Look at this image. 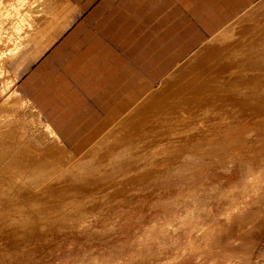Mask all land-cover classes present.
Segmentation results:
<instances>
[{"label":"bare ground","instance_id":"obj_1","mask_svg":"<svg viewBox=\"0 0 264 264\" xmlns=\"http://www.w3.org/2000/svg\"><path fill=\"white\" fill-rule=\"evenodd\" d=\"M259 3L78 160L0 132V264H264V180L253 196L245 180L264 174Z\"/></svg>","mask_w":264,"mask_h":264},{"label":"crops","instance_id":"obj_2","mask_svg":"<svg viewBox=\"0 0 264 264\" xmlns=\"http://www.w3.org/2000/svg\"><path fill=\"white\" fill-rule=\"evenodd\" d=\"M47 2L33 6L29 27L10 48L13 82L0 101H14L12 115L23 100L39 123L77 146L123 122L259 0Z\"/></svg>","mask_w":264,"mask_h":264},{"label":"rangeland","instance_id":"obj_3","mask_svg":"<svg viewBox=\"0 0 264 264\" xmlns=\"http://www.w3.org/2000/svg\"><path fill=\"white\" fill-rule=\"evenodd\" d=\"M42 2H46V4H48L47 0H0V96L4 95L5 93H8V87L9 85L13 82V79H10V77H12L14 75V73H12L13 69H14V63H11L10 62V58L8 56V53L10 51V48L15 45L14 43L17 42L18 40H21L22 37L24 36L23 34L25 33V30L29 27L31 21H32V16L30 14L31 12V9L33 8V6H37V5H41ZM260 2V3H259ZM258 5H259V8H261L262 4H264V0H261L259 1ZM44 4V5H46ZM20 5V6H19ZM261 5V6H260ZM9 13V14H8ZM242 17V16H241ZM239 17V20L237 19V23L240 21V18ZM19 19V20H18ZM242 19V18H241ZM243 20V19H242ZM21 21V22H20ZM18 22V23H17ZM232 27V25H231ZM231 27H227V31H229V29H231ZM229 28V29H228ZM8 37V38H7ZM209 42V41H208ZM207 42V43H208ZM220 42V41H219ZM218 42V43H219ZM206 43V44H207ZM8 44V45H7ZM7 47V48H6ZM15 53V52H14ZM18 62L16 63V66H17ZM11 67H13V69H10ZM12 70V71H11ZM157 90V89H156ZM155 91V90H154ZM165 92V91H164ZM168 92V91H166ZM15 93H13L14 95ZM18 96V95H17ZM4 97V96H3ZM179 98V97H177ZM184 98V97H182ZM22 100V99H21ZM1 102V101H0ZM11 102V103H10ZM13 102V104H12ZM14 105V101H12V99L10 98H7L6 100H3L1 103H0V112L1 111H4L6 110V108H9ZM18 109L19 111L17 112H12V115L7 111V115L5 114L1 119H0V132L2 131L3 132H11V135L12 137L11 138H14V139H20L19 141H21L22 139H26L25 141L29 144V145H32V146H36L39 144V148L41 147L42 150H44L45 146L47 145L46 143H50L51 141H55L54 142V148H56L57 150L63 152L64 156H66V158L68 159L69 162H72V160H75V159H80L79 157H81L82 155H84L85 153H87L88 151H90V148L92 149V147H95L96 144H99L100 140L102 141L103 140V137L118 123H109V127H107V129L104 131L103 134L95 137V138H92L90 140H88L87 142H84L82 145H77V146H67L65 145L61 139L52 131V133H50L48 131V126L45 124V123H39V118L37 116V114L33 111V109L26 103L24 102L23 100L21 101V103L18 105ZM144 106L143 104L140 105V107H138L137 109H142ZM179 108V107H178ZM181 109V107L179 108ZM202 112V111H201ZM200 112V114H201ZM130 113H135V112H130ZM129 113V114H130ZM27 120L25 122L27 123H12V121L14 120ZM11 121V123H10ZM18 124V125H17ZM1 126H3V128H1ZM6 126V128H5ZM5 129V130H4ZM8 129V131L6 130ZM18 129V130H17ZM34 130V131H32ZM15 131V132H14ZM32 134V136H30L29 134ZM38 133V134H37ZM45 133H47V135L49 134V136H45ZM14 134V135H13ZM20 134V135H19ZM18 135V136H17ZM22 135V136H21ZM37 135V136H36ZM25 136V137H24ZM21 137V138H20ZM23 137V138H22ZM34 137V138H33ZM47 137V138H46ZM52 137V138H51ZM57 138V139H56ZM59 138V140H58ZM54 139V140H53ZM40 140V141H39ZM49 140V141H48ZM58 140V143L56 142ZM60 141V142H59ZM98 142V143H97ZM38 143V144H37ZM95 145V146H94ZM67 149V150H66ZM89 149V150H88ZM2 166H4L3 163H1ZM227 164V163H226ZM229 165V166H228ZM227 165V168H226V165H225V168H223L222 170V178H223V175H224V178L222 180L224 181H229L231 184H234L232 185L233 188L236 189L237 191V176H239L237 174V171L235 172V170L232 171V169H234V166L232 164H229ZM187 168V167H186ZM186 168H181V170L184 169V173L188 172L189 174L192 175V178H193V175L194 173L196 172V170H192L190 168L186 169ZM230 170H229V169ZM232 168V169H231ZM10 168H7L6 171H8ZM190 169V170H189ZM13 169H10V173H14V176L16 175V169H14V171H11ZM180 170V169H179ZM178 170V171H179ZM181 170L177 173L178 174H182L181 173ZM192 170V171H191ZM226 170V171H224ZM195 171V172H194ZM229 172V173H228ZM223 173H227L225 176V174ZM196 174V173H195ZM229 174V176H228ZM235 174V175H234ZM208 176V173L205 174V176ZM249 176H247L245 178V180L249 181V192L250 194L252 192H255V190L257 189L259 183L258 179L257 178H260L261 180H264V174H262L263 176H261V173L260 172H257V174H248ZM255 175V176H254ZM252 176V178L250 177ZM257 176V177H256ZM261 176V177H260ZM10 177V176H9ZM16 177H18V179L16 178L15 180H22V182L24 181L25 184H28V182L26 181V179L23 177V175H20L17 173ZM255 177V178H254ZM182 177H180L181 179ZM231 179V180H230ZM257 179V181H256ZM259 179V180H260ZM182 180V179H181ZM236 180V181H235ZM247 181V182H248ZM254 184H253V182ZM263 182V183H262ZM258 187L259 190H256V194L255 195H260L262 192H261V187H262V190H264V181H262ZM178 183V184H177ZM176 184V188H180V187H184V182L183 180L182 181H178ZM181 183V184H180ZM256 183V185H255ZM180 184V185H179ZM252 184V185H251ZM43 185V184H42ZM207 185V184H206ZM205 185V186H206ZM210 185V184H208ZM207 185V186H208ZM228 186H231L230 184H228ZM3 187V186H2ZM1 187V197L4 195L6 196L9 195V191L5 189V187L2 188ZM255 188V190L253 188ZM189 188V187H188ZM251 189V190H250ZM253 189V190H252ZM163 192V189L162 191L160 190V193ZM171 192V191H170ZM258 192V193H257ZM260 192V193H259ZM166 194L168 195L169 192H163L162 195L158 192H156L155 194H151V197L148 198V195L146 197H142L139 199V202L136 201V203L134 205H136L137 207H143V206H146L148 204V206L151 205V203L153 204L156 199H157V196L156 195H159V196H162V197H165ZM253 193L251 194L252 196L254 195ZM154 195V196H153ZM223 194H221L222 196ZM3 196V197H4ZM156 197V199H155ZM148 199V200H147ZM155 200V201H154ZM223 200L224 197H223ZM153 201V202H152ZM141 202V203H140ZM146 202V203H145ZM146 204V205H145ZM218 207H221L220 204H217ZM86 214V212H85ZM88 215H86V217L84 219H91V217H87ZM89 231H92V230H89ZM91 234V233H90ZM58 260L57 262L54 261L52 264H58Z\"/></svg>","mask_w":264,"mask_h":264}]
</instances>
